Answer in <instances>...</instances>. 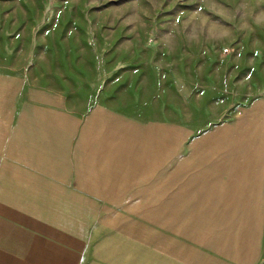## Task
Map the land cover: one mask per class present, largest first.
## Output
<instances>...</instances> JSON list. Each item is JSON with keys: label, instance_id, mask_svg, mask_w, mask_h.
<instances>
[{"label": "rangeland", "instance_id": "1", "mask_svg": "<svg viewBox=\"0 0 264 264\" xmlns=\"http://www.w3.org/2000/svg\"><path fill=\"white\" fill-rule=\"evenodd\" d=\"M64 4L79 25L73 33L79 40L87 35L88 42L83 47L87 73L72 74L71 78L31 73V58H24V73L17 75L24 78L26 101L31 102L41 91L45 95L50 91L64 92L72 104H79V99L88 102L86 107L74 105L73 112L90 113L98 102L104 103V111L110 117L119 116L120 149L129 148L130 164H134L136 157V165L134 170L129 169V175L128 171L122 174L120 169L121 177L105 176L103 185L86 192L92 195L89 197L104 198L89 202L87 208L90 251L96 253L98 262L264 264V106L261 118L258 116L263 124L260 129L259 125L256 127L255 110L250 104L257 96L264 99V0H47L35 33L47 34L46 23L62 12ZM173 31H186L194 39L184 44L177 41L179 38ZM196 34L209 42L193 41L198 38ZM43 44L47 48L48 43ZM237 49L245 64L250 65L247 73L233 75L231 84L226 86L218 80L212 87L216 92L214 98H189V88H180V94H176L171 80L176 65L192 70L198 66L203 50H210L213 57L207 62L215 65L214 55L216 59L221 55L223 61ZM112 51L119 53V72L113 71L117 61L112 63L111 56L116 54ZM92 54L94 58H88ZM260 57L262 79L261 75L251 73L252 64L258 61L259 65ZM42 58L40 67L46 62ZM91 60L98 65V72ZM206 64L199 67L206 68ZM100 67L103 69L99 72ZM159 76L163 86L157 80ZM65 80H69V90L64 89ZM260 81L262 91L256 89ZM118 82L119 88L115 86ZM160 88L168 93L163 101L158 98L159 91L153 99L155 89ZM207 101L209 105L204 106ZM160 102L168 103V117L173 120L179 116L176 111L184 113L191 122L196 121L197 111L203 119L206 110L208 129L215 131L214 136L209 137L212 134L206 131L202 137L188 138L186 132L170 125L161 130L149 124L146 132L144 128L136 130L135 145L132 137L129 145L127 138L131 132H125L123 121L134 116L146 121L160 117L161 108L165 107ZM190 102L194 104L189 105ZM230 119L232 128L225 137L224 124ZM143 133L150 138H144ZM117 141L114 140V145ZM112 144L110 136L103 143L105 149ZM122 158L128 161L127 154L120 153V161ZM110 160V156L106 160L105 154L104 175L113 164ZM125 166L128 164L120 165ZM240 173V177L248 178V185L212 184L222 183L226 178L238 183ZM244 191L250 194L247 217H225L223 199ZM101 192L113 195L95 194ZM256 196L257 216L256 209L250 213L251 206L255 208Z\"/></svg>", "mask_w": 264, "mask_h": 264}, {"label": "crops", "instance_id": "2", "mask_svg": "<svg viewBox=\"0 0 264 264\" xmlns=\"http://www.w3.org/2000/svg\"><path fill=\"white\" fill-rule=\"evenodd\" d=\"M46 3L47 0H0V264H103L98 262L96 253L90 251L87 208L89 202L104 198L89 197L92 195L86 192L89 188L103 185L102 179L105 176L121 177L120 169L122 174L128 171L129 175V169H135L136 157L133 158L132 165L129 148L120 149L121 121L119 116L116 119L110 117L107 110L104 111V103L95 102L97 108L90 113L88 110L76 113L72 107L74 105L86 107L87 100L79 99V104H72L64 92L50 91L45 95L41 91L31 99V102L24 99V78L17 75L24 73L22 70L24 58H31V73L69 75L70 78L72 74L87 73V60L83 57L85 50L83 47L86 45L85 42H88L87 35L83 40H79L78 35L73 33L79 25L75 24L73 14L65 4L60 9L62 12H59L56 18H51L50 23H46L47 34L35 33L39 14L45 10ZM187 33L174 32L179 38L177 41L184 44L194 39L188 37ZM198 34H196L198 38L193 41L209 42V39ZM172 35L173 33L170 36ZM171 37L168 39L171 40ZM43 42L48 43L47 48H44ZM112 52L116 53L111 56L113 63L120 58L118 52ZM209 53L210 50L201 51L198 66L192 67V70L188 71V66L176 65L171 71L176 94H180L178 91L180 88H189L191 89L189 98L203 96L208 100L210 96L216 94L212 87L218 80L225 86L231 84L233 75L246 74L250 66L245 64L244 56L238 49L223 58V61L221 55L218 59L214 55L215 65L207 62L213 57ZM94 55L88 58H94ZM129 55L130 53L127 56ZM41 57L46 61L43 62L44 67H40ZM260 60L259 65L258 61H255V65L252 64L251 73L261 75L262 79V57ZM205 63L206 68L199 67ZM119 65L120 61H117L114 72H119ZM97 66L95 65V69ZM100 68L99 72L103 67ZM96 71L98 72L97 69ZM9 74L12 76L9 77ZM158 78L160 86H163L160 76ZM63 83L64 89L69 90V80ZM115 86L119 88V82ZM262 86L260 81L256 89L259 87L262 91ZM198 88L201 89L196 92ZM134 90H137L135 85ZM155 91L153 99L157 98V91L160 100L168 94L167 90L162 88ZM228 94L230 99V92ZM181 96L184 97L182 93ZM160 103L165 105L161 108L160 117L146 121L136 119L134 116L123 121L126 123L125 132L129 134L131 132L129 141L127 138L129 145H132V142L135 145L136 130L144 128L143 132H146L145 127L149 124L161 130L167 129L170 125L186 132L188 138L202 137L206 131L207 134H212L209 137L214 136L215 131L208 129L210 126L206 110L203 111V119L197 111L196 121L188 122L184 113L176 111L179 116L173 120L168 117V103ZM186 104L188 105L187 101ZM203 104L209 105L208 101ZM250 104L255 110L256 127L259 125L261 129L263 124L261 119L258 120V116L261 118L264 99L257 96ZM111 112L116 113L114 110ZM201 120L206 123L200 125ZM231 128L230 119L224 124L225 137ZM143 135L144 138H150L147 134L145 136V133ZM108 136L112 138L113 144L105 149L103 143ZM117 139L118 146L114 145V140L116 142ZM120 153L127 154L128 161H125L126 158L120 161ZM133 153L135 155L136 151ZM105 154L106 160L108 161L110 156V162L113 164L107 167L109 170L104 175ZM124 163L128 166L120 167ZM241 175L242 173L239 175L238 183L226 178L222 183L212 184L248 185V178L240 177ZM95 194L113 195L103 192ZM247 195L250 194L244 191L230 196L229 199H223L226 203L223 206L225 217H247L250 207ZM252 197L253 195L249 197L250 200ZM260 202L263 203L262 196ZM253 206L255 208L251 206L250 213L256 209L257 216V196L256 205ZM207 207L210 208L212 205L207 204ZM244 224L246 225V222ZM99 258L102 259L101 256Z\"/></svg>", "mask_w": 264, "mask_h": 264}]
</instances>
